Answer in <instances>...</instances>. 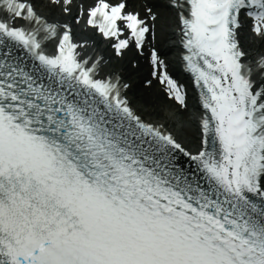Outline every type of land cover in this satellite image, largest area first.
Segmentation results:
<instances>
[{
  "label": "snow or ice",
  "instance_id": "1",
  "mask_svg": "<svg viewBox=\"0 0 264 264\" xmlns=\"http://www.w3.org/2000/svg\"><path fill=\"white\" fill-rule=\"evenodd\" d=\"M0 264H264V0H0Z\"/></svg>",
  "mask_w": 264,
  "mask_h": 264
}]
</instances>
